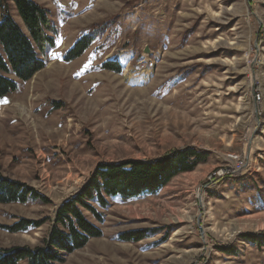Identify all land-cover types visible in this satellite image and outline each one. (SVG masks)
<instances>
[{"label": "rangeland", "instance_id": "rangeland-1", "mask_svg": "<svg viewBox=\"0 0 264 264\" xmlns=\"http://www.w3.org/2000/svg\"><path fill=\"white\" fill-rule=\"evenodd\" d=\"M33 1L54 45L0 99V176L45 200L0 205V249L41 246L98 165L192 147L209 161L157 195L111 200L103 236L60 264H264L243 238L264 237V0ZM7 11L25 30L0 0ZM84 36L89 49L65 61ZM22 220L39 226L13 233Z\"/></svg>", "mask_w": 264, "mask_h": 264}, {"label": "trees", "instance_id": "trees-1", "mask_svg": "<svg viewBox=\"0 0 264 264\" xmlns=\"http://www.w3.org/2000/svg\"><path fill=\"white\" fill-rule=\"evenodd\" d=\"M25 28L7 11L0 20V99L14 93L18 81L27 82L46 67L39 54L54 40L47 34L51 30L50 12L33 0H11ZM93 36H84L67 52L64 60L71 62L81 57L91 46ZM108 69L121 72L119 65ZM15 80H14V79ZM210 154L196 148L177 150L155 161L130 160L98 165L81 191L63 203L57 210L50 234L42 245L0 249V264H60L64 257L85 247L91 239L103 236L98 225L105 222V211L111 200L121 202L157 195L175 177L192 172L209 161ZM28 199H45L25 185L0 176V205L24 204ZM36 222L22 220L13 233L37 228ZM125 241L139 242L145 236L131 232L121 237ZM257 247L264 246V237L244 236Z\"/></svg>", "mask_w": 264, "mask_h": 264}, {"label": "water", "instance_id": "water-1", "mask_svg": "<svg viewBox=\"0 0 264 264\" xmlns=\"http://www.w3.org/2000/svg\"><path fill=\"white\" fill-rule=\"evenodd\" d=\"M145 53H148V50H146Z\"/></svg>", "mask_w": 264, "mask_h": 264}]
</instances>
